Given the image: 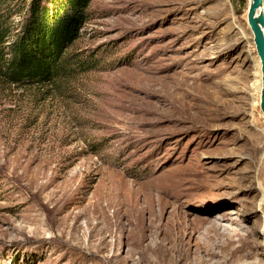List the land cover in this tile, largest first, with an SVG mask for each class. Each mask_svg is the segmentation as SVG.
<instances>
[{
  "label": "rangeland",
  "instance_id": "obj_1",
  "mask_svg": "<svg viewBox=\"0 0 264 264\" xmlns=\"http://www.w3.org/2000/svg\"><path fill=\"white\" fill-rule=\"evenodd\" d=\"M248 8L90 0L67 73L43 85L0 79V264H264ZM100 207L121 211L117 226L103 228ZM179 214L201 228L181 242ZM151 218L158 229L144 235L137 224ZM241 240L253 254L237 258Z\"/></svg>",
  "mask_w": 264,
  "mask_h": 264
},
{
  "label": "trees",
  "instance_id": "obj_2",
  "mask_svg": "<svg viewBox=\"0 0 264 264\" xmlns=\"http://www.w3.org/2000/svg\"><path fill=\"white\" fill-rule=\"evenodd\" d=\"M11 1L0 0V79L15 86L49 84L69 70L76 54L67 49L90 0H30L19 7Z\"/></svg>",
  "mask_w": 264,
  "mask_h": 264
},
{
  "label": "bare ground",
  "instance_id": "obj_3",
  "mask_svg": "<svg viewBox=\"0 0 264 264\" xmlns=\"http://www.w3.org/2000/svg\"><path fill=\"white\" fill-rule=\"evenodd\" d=\"M260 73H261V64H260ZM261 87H262V80H261V85H260V94H261ZM95 212H99L100 213L99 215L102 217L101 222H102V226H104L103 228L112 229V227H111L112 225L111 226H106V224L108 222H111L112 223L113 222V219H115V221L113 222V225L114 224L116 226L118 225V223H119L118 220H120V214H121V211L120 210H115L113 212V214L110 215L109 214V211L106 208L100 207L99 208V211H95ZM201 222H203V221H201ZM137 226L140 229V231H143L144 232V235H145L146 231L152 232V231H155L156 229H158L157 218L146 219L143 222H138ZM175 226L177 227V231L175 233V235L177 236L176 239L178 241H180V242L183 241V236H187L188 234L189 235H194L195 233L200 232V229H201L200 227H194L193 229H189V224H188L187 220L185 219V217L182 214H179L177 216V220H176ZM73 228L78 230V229H81V226L80 225H74ZM102 230H104V229H102ZM204 230L207 233H209L210 236H217V237L220 236L218 234L219 231H218V228L216 226H214V227L211 226L209 228H205ZM115 231H117V230H115ZM74 232H75V230H74ZM221 234L227 235V233L225 231H222ZM229 237H233V236L232 235H229ZM240 244H241V245H239V251H240V253L238 254L237 258L238 257L248 256L250 254H253L247 241L241 240L240 241ZM253 264H255V263H253Z\"/></svg>",
  "mask_w": 264,
  "mask_h": 264
},
{
  "label": "water",
  "instance_id": "obj_4",
  "mask_svg": "<svg viewBox=\"0 0 264 264\" xmlns=\"http://www.w3.org/2000/svg\"><path fill=\"white\" fill-rule=\"evenodd\" d=\"M247 20L261 64L260 108L264 113V0H249Z\"/></svg>",
  "mask_w": 264,
  "mask_h": 264
}]
</instances>
